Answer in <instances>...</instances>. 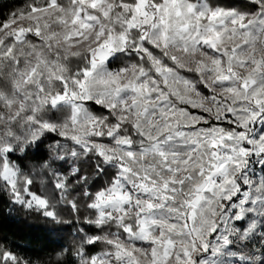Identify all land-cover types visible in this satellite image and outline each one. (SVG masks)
<instances>
[{
    "label": "snow or ice",
    "instance_id": "snow-or-ice-1",
    "mask_svg": "<svg viewBox=\"0 0 264 264\" xmlns=\"http://www.w3.org/2000/svg\"><path fill=\"white\" fill-rule=\"evenodd\" d=\"M0 195L69 226L55 264H264V0H22Z\"/></svg>",
    "mask_w": 264,
    "mask_h": 264
},
{
    "label": "trees",
    "instance_id": "trees-1",
    "mask_svg": "<svg viewBox=\"0 0 264 264\" xmlns=\"http://www.w3.org/2000/svg\"><path fill=\"white\" fill-rule=\"evenodd\" d=\"M21 2L0 0V20ZM62 216L67 219L69 213L65 211ZM68 227L50 223L36 213H28L0 195V241H6L13 251L36 264H55V254L70 242L71 233L65 231Z\"/></svg>",
    "mask_w": 264,
    "mask_h": 264
}]
</instances>
